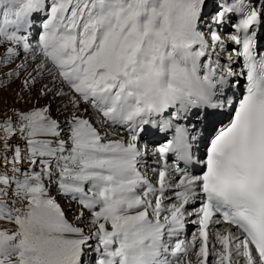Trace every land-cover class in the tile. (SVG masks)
<instances>
[{"label":"snow or ice","instance_id":"6c2138e0","mask_svg":"<svg viewBox=\"0 0 264 264\" xmlns=\"http://www.w3.org/2000/svg\"><path fill=\"white\" fill-rule=\"evenodd\" d=\"M261 33L264 0H0V69L33 57L6 74L27 72L16 104L39 86L0 120V264H264ZM156 124L173 135L153 182L140 135ZM190 127L205 170L172 179L168 153L191 158Z\"/></svg>","mask_w":264,"mask_h":264},{"label":"rangeland","instance_id":"374dc122","mask_svg":"<svg viewBox=\"0 0 264 264\" xmlns=\"http://www.w3.org/2000/svg\"><path fill=\"white\" fill-rule=\"evenodd\" d=\"M5 51H6V47L0 46V59H3ZM20 60L18 62H22V61L25 62V60L22 59ZM16 63L12 64L11 67H5L0 69V84L4 85L3 87H0V120L6 119L7 115L10 114L13 107H17V108L23 107L24 110L30 109L33 106V102H35L36 97L39 94V90H38L39 86H38L36 89L37 92L35 91L31 95L32 102L26 105L16 104L17 96L20 94L21 91L22 82L25 76H27V72L21 75L18 79L10 78L6 75L7 73L11 72L12 68H15L18 64H20V63L17 64ZM34 66L35 65L33 64V67ZM25 95H27V93H25ZM44 103H46V101L41 100V105H43ZM55 107L56 105H54V107L52 108V114L54 117L57 115V108L59 106L56 108ZM60 119L63 122L64 118L60 117ZM52 195L56 196L54 192L52 193ZM57 199H58V203H60L61 206H64L66 209L67 207L71 206L70 204H67L64 200H61L59 198ZM69 215L73 220H76L77 217L76 212H69Z\"/></svg>","mask_w":264,"mask_h":264},{"label":"bare ground","instance_id":"6f19581e","mask_svg":"<svg viewBox=\"0 0 264 264\" xmlns=\"http://www.w3.org/2000/svg\"><path fill=\"white\" fill-rule=\"evenodd\" d=\"M20 61H21V60H20ZM44 83H47V81H44ZM38 90H39V88H38ZM36 92H37V91H36ZM63 103H66V101H63ZM58 106H59V105H56V107H58ZM53 107H54V106H53ZM56 107H55V108H56ZM90 111H91V110H90ZM175 178H176V177H175ZM175 178H174V179H175Z\"/></svg>","mask_w":264,"mask_h":264}]
</instances>
